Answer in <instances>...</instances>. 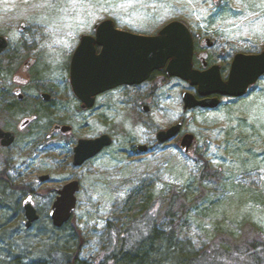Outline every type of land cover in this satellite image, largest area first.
<instances>
[{
  "label": "rangeland",
  "instance_id": "rangeland-1",
  "mask_svg": "<svg viewBox=\"0 0 264 264\" xmlns=\"http://www.w3.org/2000/svg\"><path fill=\"white\" fill-rule=\"evenodd\" d=\"M104 20L149 36L172 21L184 22L194 37L216 41L211 62L222 67L224 80L235 55L264 50V0H0V35L10 41L0 56V94L20 79L24 63L37 60L27 72L25 101L9 119L0 112V123L15 132L33 119L24 133L17 132L10 151L13 188L3 189L0 201V264L51 263L79 249L82 260L92 261L111 245L112 231L140 221L142 193L151 202L158 199L163 214L176 194V240L189 257L200 258L214 246L229 252L255 238L264 244V77L246 96L222 98L216 110L185 112L183 92L196 93L172 79L152 93L147 85L109 91L84 111L69 83L70 62L80 37L94 35ZM42 93L51 95V105H42ZM180 121L185 131L158 144L157 133ZM54 123L72 127V134L47 140ZM184 133L197 140L194 157L178 146ZM102 135L112 138V146L75 167L78 141ZM138 145H147L148 152L138 153ZM41 176L50 180L42 183ZM72 181L80 184L77 207L57 229L50 210L56 191ZM27 202L40 216L31 228L25 226ZM163 214L157 225L171 233Z\"/></svg>",
  "mask_w": 264,
  "mask_h": 264
},
{
  "label": "water",
  "instance_id": "water-1",
  "mask_svg": "<svg viewBox=\"0 0 264 264\" xmlns=\"http://www.w3.org/2000/svg\"><path fill=\"white\" fill-rule=\"evenodd\" d=\"M25 26L22 25V30ZM207 48L214 41L206 39ZM9 47V38L0 35V55ZM97 48H100L98 51ZM194 37L188 25L182 21H172L156 35H140L120 30L114 21L104 20L94 26V35H83L75 50L70 64V84L74 96L81 102L84 111L95 106L100 95L122 86H136L147 82L155 71L166 67L169 78L180 79L197 88V94L185 91L182 94L183 109L189 112L195 109L215 110L221 105V98H242L258 81L264 77V50L259 54L239 53L234 57L227 80L221 74V68L200 71L194 69ZM208 53L204 54L207 57ZM36 61L30 59L23 70ZM207 67V63L204 64ZM45 101L49 95H43ZM149 111L147 106L144 107ZM190 121L187 122L189 124ZM183 122L157 133L158 144L163 145L176 139ZM56 131L69 134L70 126H57ZM4 146L15 142L14 133H5L0 129V140ZM113 143L109 135L95 139L79 140L74 150V166L81 167L101 154ZM182 153L194 157L198 143L194 135L185 134L179 141ZM147 145H138L137 152L147 153ZM42 183L50 177L39 178ZM80 184L72 181L57 191V197L50 210V219L55 228L61 229L69 223L77 207V194ZM27 228H31L40 219L35 206L28 202L24 206Z\"/></svg>",
  "mask_w": 264,
  "mask_h": 264
},
{
  "label": "trees",
  "instance_id": "trees-1",
  "mask_svg": "<svg viewBox=\"0 0 264 264\" xmlns=\"http://www.w3.org/2000/svg\"><path fill=\"white\" fill-rule=\"evenodd\" d=\"M160 74L153 73L152 79ZM165 77L170 80L167 76ZM158 87L159 85L155 88ZM208 166L205 164V170ZM202 178L206 179L205 173ZM139 204L142 213L140 221L124 231L118 229L112 231L115 239H111V245L96 259L82 260L79 249L72 254L62 255L59 258L53 257L51 263L31 264H214L216 255L217 264H264V244L256 238L236 245L229 252H221V247L214 246L212 251L205 252L200 258L189 257L187 256L188 249L183 248L182 244L176 240V227L173 222L180 212V209H177L176 194L164 214L160 211L158 199L151 202L148 200V193H142ZM161 214H163V219L170 221L173 225L171 233H165L157 225L158 220L162 218ZM164 239L166 248H163ZM116 243L119 244L120 249L116 248ZM12 264L24 263L16 261Z\"/></svg>",
  "mask_w": 264,
  "mask_h": 264
},
{
  "label": "flooded vegetation",
  "instance_id": "flooded-vegetation-1",
  "mask_svg": "<svg viewBox=\"0 0 264 264\" xmlns=\"http://www.w3.org/2000/svg\"><path fill=\"white\" fill-rule=\"evenodd\" d=\"M206 39L207 38H203L200 35H197L196 37H194V46H195L194 59H193L194 69H197V70H200V71H205V70H208V69L212 68L213 66H217L218 65L221 68V74H222V70H223L222 67L219 64H217V63H212L211 62L210 50L214 49L217 46V43H216V41L213 40L214 41V46L212 48H207ZM97 49H98V51H100V48H97ZM206 52L208 53V56L204 57V54ZM233 60H234V58H233ZM205 63H207V67H204ZM24 65H25V63L22 65V69L18 72V75L20 76V79L18 81L15 80V82H14V79H12V88H11V90L6 92L5 94H0V101L2 100L3 96H5V98H6L5 99V103H4L5 107H3L0 110V112H3V114L6 117V119H9L8 116H11L12 112L16 111L17 107H19V105H21L25 101L24 87H26V85L30 82V79H29V76H28L27 72L29 73L31 71V69L36 65V62L32 66L29 65L28 66L29 68H27L24 71H22ZM230 69H231V67H230ZM156 72L161 73V74L158 77H155V79H152L153 78V74H152V76L150 77L148 82L143 84V85H147V86L150 87V93H152V89L154 88V86L157 87L158 85H164L165 83H167V82L172 80V79L168 80L165 77V76H167L166 75V67L164 69H162V70L155 71L154 73H156ZM143 85L122 86V87H119V88H125V87H128V88H139V87H142ZM189 87H190V85H189ZM190 89H193L195 91V93L197 94V88H191L190 87ZM155 90H157V88H155ZM43 95H49L50 96V100L49 101H45L43 99ZM9 98L12 99V101H8ZM40 98L42 100V102H41L42 105H45V106L51 105L50 102H51L52 97H51V95L49 93L48 94L42 93L40 95ZM145 106L146 105H144L143 107H145ZM32 122H33V119H25L23 122H21L19 124V126L17 128V132L24 133L25 129L27 127H29ZM57 126H64V125H61V124H58V123H54L52 125L51 129H50V132L48 133L47 140H52L55 136H61V137L67 138L73 132V129H72V131L69 134H63L62 132H58V131L55 130ZM0 129L3 132H5V133H14L15 134V142H14V144L16 143L17 132L11 130L6 125H3L1 123H0ZM183 131H185V128H183L182 132ZM182 132H181V134H182ZM14 144H12L11 146H4L3 145V140L2 139L0 140V201L2 200L1 199L2 190L3 189L6 190V189H9V188L10 189L13 188V182H12V157L10 155V151L12 150ZM39 181H40V179H39ZM56 193H57V191H56ZM24 213H25V211H24ZM25 220H26V218H25Z\"/></svg>",
  "mask_w": 264,
  "mask_h": 264
}]
</instances>
